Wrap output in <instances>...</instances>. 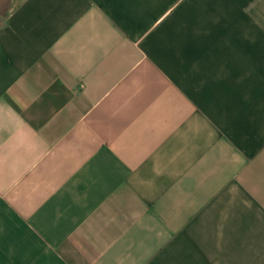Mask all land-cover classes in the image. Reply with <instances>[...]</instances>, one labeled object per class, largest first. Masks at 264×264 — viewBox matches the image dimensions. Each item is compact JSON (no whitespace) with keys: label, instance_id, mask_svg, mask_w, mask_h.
Returning a JSON list of instances; mask_svg holds the SVG:
<instances>
[{"label":"crops","instance_id":"1","mask_svg":"<svg viewBox=\"0 0 264 264\" xmlns=\"http://www.w3.org/2000/svg\"><path fill=\"white\" fill-rule=\"evenodd\" d=\"M0 264H264V0H8Z\"/></svg>","mask_w":264,"mask_h":264},{"label":"rangeland","instance_id":"2","mask_svg":"<svg viewBox=\"0 0 264 264\" xmlns=\"http://www.w3.org/2000/svg\"><path fill=\"white\" fill-rule=\"evenodd\" d=\"M7 4L8 0H0V13L6 10Z\"/></svg>","mask_w":264,"mask_h":264}]
</instances>
